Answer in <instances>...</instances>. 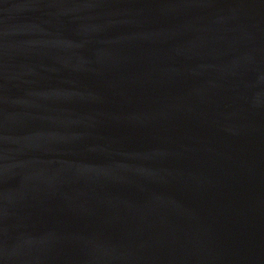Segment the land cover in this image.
Instances as JSON below:
<instances>
[{
    "label": "water",
    "instance_id": "obj_1",
    "mask_svg": "<svg viewBox=\"0 0 264 264\" xmlns=\"http://www.w3.org/2000/svg\"><path fill=\"white\" fill-rule=\"evenodd\" d=\"M0 264H264V0H0Z\"/></svg>",
    "mask_w": 264,
    "mask_h": 264
}]
</instances>
